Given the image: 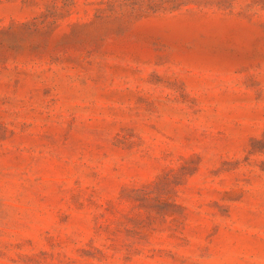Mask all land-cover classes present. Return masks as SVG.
<instances>
[{"label":"rangeland","instance_id":"374dc122","mask_svg":"<svg viewBox=\"0 0 264 264\" xmlns=\"http://www.w3.org/2000/svg\"><path fill=\"white\" fill-rule=\"evenodd\" d=\"M0 264H264V0H0Z\"/></svg>","mask_w":264,"mask_h":264}]
</instances>
